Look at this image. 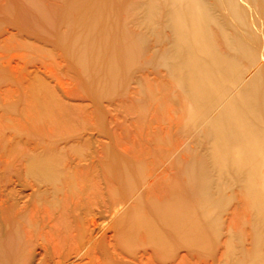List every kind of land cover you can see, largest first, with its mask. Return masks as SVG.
<instances>
[{
	"label": "bare ground",
	"instance_id": "1",
	"mask_svg": "<svg viewBox=\"0 0 264 264\" xmlns=\"http://www.w3.org/2000/svg\"><path fill=\"white\" fill-rule=\"evenodd\" d=\"M0 9V27L60 53L93 108L64 105L56 76L24 108L0 99V264H264V0ZM165 107L183 147L172 122L142 125ZM120 108L144 121L109 120Z\"/></svg>",
	"mask_w": 264,
	"mask_h": 264
},
{
	"label": "rangeland",
	"instance_id": "2",
	"mask_svg": "<svg viewBox=\"0 0 264 264\" xmlns=\"http://www.w3.org/2000/svg\"><path fill=\"white\" fill-rule=\"evenodd\" d=\"M8 1H11V0H0V7H2L3 4L7 3ZM3 17H4V15L2 14V11L0 9V24H2L1 21H3ZM71 20H72V18H71ZM5 29H9L11 32L10 31L8 33L4 32ZM4 40L6 42H4ZM12 56H14V57H12ZM69 66H70L69 63L66 62V60L60 56V53L55 52L51 46L46 45L44 40L41 39L40 37H38L37 35L30 34L28 37H26V36H23L22 34H20L16 29H13V27H11L9 25L5 26V27L4 26L0 27V69L3 72H5V73L2 72V74H1V71H0V78H1L0 79L1 80L0 81V99L2 102L1 106L13 104V103H14L13 105H17L16 103H18L19 104V106L17 105L18 108H24L25 103L28 100V97H30V95H31V91L33 89L39 88L38 87L39 85L36 84L37 83L36 79L37 78H42V79L48 78V80H50L49 82H53L55 80L50 79L49 76H51V77L56 76V79H57V77H58V79H60L59 81L63 80L64 87L66 86L65 89L68 86V88H67L68 90H66V91L70 93L69 95H66V93L63 92L62 88H60L59 96L61 95L62 103L64 105H71L73 107L75 106V108H80L82 110H85L86 115H87L88 114L87 111L88 112H91V110L93 111L92 105H91L89 99L83 96V94H82L83 89L81 87L80 81L72 79L73 78L72 73L75 74V72H73V71H72V73L69 72V70H68ZM49 71H51V72H49ZM149 73H150V71L139 72L137 74V77H141L142 75H144V77H146L149 75ZM49 74H51V75H49ZM150 79H152V78L150 77ZM10 80H11V82H9ZM49 82H47V83H49ZM153 83H154L153 81H150V83H148V84L153 85ZM142 86L144 88L145 85L143 84ZM138 89H139V86H138ZM80 95H82L83 97H81ZM62 96H64V97H62ZM20 100H21V102H20ZM169 108H170V106H169ZM169 108H168V110H169ZM120 109H118V110H120ZM118 110L109 114V120H112L113 122H117V123H121V124L125 123L126 125L127 124L132 125V123L138 125V124H142L141 121L142 122L144 121L143 119L141 121L139 119H137V117H136L137 114L135 112H134L135 114L134 113L130 114V112L126 113L122 109L119 112H118ZM166 110H167V108L165 107L162 111H160L161 113H157L156 110H154V108H152L147 113V119L145 120V122L146 121L148 122V120H150L152 118H156L157 116L163 120V123H160L161 125L162 124H168L169 122H172V124L170 123V125H171L170 128L172 127L170 129V131H171V135L172 134H174V135H172L173 138H171V140L173 142H175L176 144L179 143L178 145H180V147H183L184 143H187L189 138L183 136V138H181V139H183L185 141L187 140L186 142L181 140L183 144L181 143V141L177 142V141L173 140L176 138H178L177 140H179L180 136H178V135H181L179 133H178V135L175 134V133H177V132H175L176 126L175 125L173 126V123L176 124L178 122L177 121L178 119L176 120V118L178 116H176V114H174L172 112H168V110L167 111ZM170 110H171V108H170ZM2 115H3L2 112H0V117ZM28 115H30V113H28ZM86 115H84V116H86ZM172 115L175 118L176 123L173 122L174 119L172 121L171 118H173V117L170 118V116H172ZM24 116L27 117L26 114H21L20 116H16V117L13 115L10 118L11 119H24L25 118ZM88 116H89V114H88ZM167 118H168V120H167ZM164 119H165V121L166 120L167 121L165 122ZM169 119H171V121ZM135 120H137V122ZM162 120H161V122H162ZM138 121H140V123ZM4 122L3 123L0 122V127H2V130H3L2 133H5L7 136L10 137L11 136L10 131L7 130V126H9L11 124L9 123L8 120L4 121ZM147 122L145 124L143 123L142 125H146ZM5 124H6V126H4ZM168 125H166V126H168ZM162 126L164 127V125H162ZM173 127L175 130L173 129ZM5 129L7 130V133H6ZM173 131L175 133H173ZM174 137H176V138H174ZM176 144H174V145L176 146ZM177 147H179V146H177Z\"/></svg>",
	"mask_w": 264,
	"mask_h": 264
}]
</instances>
